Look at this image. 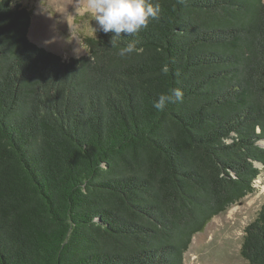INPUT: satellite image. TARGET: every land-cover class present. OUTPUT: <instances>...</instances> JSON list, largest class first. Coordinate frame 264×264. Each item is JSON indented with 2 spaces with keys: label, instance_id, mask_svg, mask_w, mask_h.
Instances as JSON below:
<instances>
[{
  "label": "trees",
  "instance_id": "1",
  "mask_svg": "<svg viewBox=\"0 0 264 264\" xmlns=\"http://www.w3.org/2000/svg\"><path fill=\"white\" fill-rule=\"evenodd\" d=\"M135 36L63 57L0 0V264H183L264 167V0H151ZM136 50L119 51L130 42ZM183 100L157 111L162 93ZM264 264V202L243 228Z\"/></svg>",
  "mask_w": 264,
  "mask_h": 264
},
{
  "label": "rangeland",
  "instance_id": "2",
  "mask_svg": "<svg viewBox=\"0 0 264 264\" xmlns=\"http://www.w3.org/2000/svg\"><path fill=\"white\" fill-rule=\"evenodd\" d=\"M19 1L31 13L30 40L63 57L86 53L84 38L96 35L99 27L87 7V0ZM260 169L254 192L213 216L193 235L184 252L183 264H248L239 248L244 226L264 202V167Z\"/></svg>",
  "mask_w": 264,
  "mask_h": 264
},
{
  "label": "clouds",
  "instance_id": "3",
  "mask_svg": "<svg viewBox=\"0 0 264 264\" xmlns=\"http://www.w3.org/2000/svg\"><path fill=\"white\" fill-rule=\"evenodd\" d=\"M87 7L104 33H113V40L121 39V34L135 36L149 23L158 20L161 11L159 3L151 0H87ZM95 31V29H94ZM136 50V42H130L119 51L120 56H126ZM183 93L179 89H172L168 93L160 94L153 102L157 111H163L172 103L181 102Z\"/></svg>",
  "mask_w": 264,
  "mask_h": 264
},
{
  "label": "water",
  "instance_id": "4",
  "mask_svg": "<svg viewBox=\"0 0 264 264\" xmlns=\"http://www.w3.org/2000/svg\"><path fill=\"white\" fill-rule=\"evenodd\" d=\"M260 166H262L261 164H259Z\"/></svg>",
  "mask_w": 264,
  "mask_h": 264
}]
</instances>
